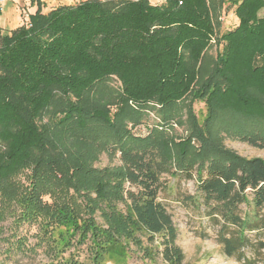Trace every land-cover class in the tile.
<instances>
[{
    "label": "trees",
    "instance_id": "1",
    "mask_svg": "<svg viewBox=\"0 0 264 264\" xmlns=\"http://www.w3.org/2000/svg\"><path fill=\"white\" fill-rule=\"evenodd\" d=\"M35 2L13 28L0 19V217L11 205L53 249L89 241L87 261L59 264L124 258L138 233L159 236L157 254L184 264L159 200L163 177L183 176L197 180L187 199L220 225L224 253L255 264L244 248L264 233V159L223 140L264 149V0ZM151 112L159 122L136 135ZM175 122L186 138L170 133ZM101 151L120 163L95 166Z\"/></svg>",
    "mask_w": 264,
    "mask_h": 264
},
{
    "label": "rangeland",
    "instance_id": "2",
    "mask_svg": "<svg viewBox=\"0 0 264 264\" xmlns=\"http://www.w3.org/2000/svg\"><path fill=\"white\" fill-rule=\"evenodd\" d=\"M80 1L82 0H44L42 7L43 11H48L60 3L74 4ZM0 6L2 9L1 24L5 28H13L25 21L30 12L36 10L37 3L32 4V0H0ZM226 13V15H222L225 25L233 17L230 7L226 9ZM262 14H264V11H262ZM212 51L215 53L214 48ZM114 84L119 85V82H114ZM194 108L201 117L204 116V102H196ZM184 120L185 116H183ZM146 121V123H142L133 129L136 135H147L149 128L154 123L159 122V118L154 112H151ZM172 125L170 133L177 138H186L189 134L185 124L181 125L175 122ZM193 142L196 146L200 145L197 140H193ZM223 144L240 156L247 158L261 157L264 159V149L251 146L237 137L226 135ZM119 163L118 154L114 156L101 151L98 153L94 165L104 167ZM27 172L28 170H25L18 174L23 184L27 183ZM163 180L164 187L159 193V200L172 215L178 233L176 243L182 248L185 255L184 264H244L236 257H229L224 253L223 246L218 242L220 225L214 224L206 215L205 206L198 207L193 201L190 202L187 199L188 196L197 192V180L173 175H165ZM45 198L48 199V196ZM16 210L17 205H15ZM233 231L234 228L231 227V232ZM249 236L253 245L244 248L247 257L255 261V264H264V248L260 252L258 251L260 240L264 242V233L260 234L253 231L249 233ZM136 237L142 238V244L130 242V253L126 257L109 255V260L104 264H169L156 252V247L159 246L161 240L159 236L153 244L148 242L143 234L138 233ZM18 238H21L20 242L16 241ZM46 238L47 231L43 230L37 222L32 224L16 223L13 207L11 205L7 206L4 208L2 217H0V264H59L62 260L67 261L68 259H79L81 262L88 260L89 241H83L76 236L71 244L57 250L51 247Z\"/></svg>",
    "mask_w": 264,
    "mask_h": 264
},
{
    "label": "built area",
    "instance_id": "3",
    "mask_svg": "<svg viewBox=\"0 0 264 264\" xmlns=\"http://www.w3.org/2000/svg\"><path fill=\"white\" fill-rule=\"evenodd\" d=\"M158 1H162V0H158Z\"/></svg>",
    "mask_w": 264,
    "mask_h": 264
}]
</instances>
